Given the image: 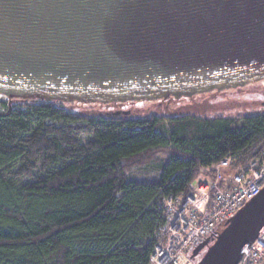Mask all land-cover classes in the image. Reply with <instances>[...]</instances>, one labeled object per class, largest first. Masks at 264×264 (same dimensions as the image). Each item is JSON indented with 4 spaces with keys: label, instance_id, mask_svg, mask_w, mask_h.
<instances>
[{
    "label": "trees",
    "instance_id": "16d2710c",
    "mask_svg": "<svg viewBox=\"0 0 264 264\" xmlns=\"http://www.w3.org/2000/svg\"><path fill=\"white\" fill-rule=\"evenodd\" d=\"M20 100L0 102V264H152L162 199L264 148V112L88 115Z\"/></svg>",
    "mask_w": 264,
    "mask_h": 264
},
{
    "label": "water",
    "instance_id": "95a60500",
    "mask_svg": "<svg viewBox=\"0 0 264 264\" xmlns=\"http://www.w3.org/2000/svg\"><path fill=\"white\" fill-rule=\"evenodd\" d=\"M263 80L264 0H0L10 100L106 105ZM263 226L264 187L192 258L208 247L197 264H238Z\"/></svg>",
    "mask_w": 264,
    "mask_h": 264
},
{
    "label": "built area",
    "instance_id": "2783aa9c",
    "mask_svg": "<svg viewBox=\"0 0 264 264\" xmlns=\"http://www.w3.org/2000/svg\"><path fill=\"white\" fill-rule=\"evenodd\" d=\"M264 187V148L240 171L230 169L228 159L214 166L212 177L197 176L184 196L170 194L161 201L165 222L151 255L152 264H194L190 255L206 238L216 239L221 226L257 196ZM264 263V226L257 238L242 250L238 264Z\"/></svg>",
    "mask_w": 264,
    "mask_h": 264
},
{
    "label": "rangeland",
    "instance_id": "374dc122",
    "mask_svg": "<svg viewBox=\"0 0 264 264\" xmlns=\"http://www.w3.org/2000/svg\"><path fill=\"white\" fill-rule=\"evenodd\" d=\"M6 101L9 104L18 106L25 103L20 99H8L0 94V102ZM33 104L32 101H30ZM69 110L88 115L115 114L120 110L121 116L129 117H148L156 114L163 118L180 115H198L203 117H235L239 118L245 115L264 112V80L250 82L242 87L226 89L223 91H210L201 95L191 97H181L179 99L171 97L165 100H151L143 102H117V103H82L69 102L64 103ZM0 111H3L0 106ZM160 158L167 156L166 152L159 153ZM136 170L138 167H133ZM226 228L221 226L222 231ZM213 241L210 243L212 244ZM208 247H205L193 259L197 264L206 253ZM193 251V250H192ZM192 251L190 253L192 257Z\"/></svg>",
    "mask_w": 264,
    "mask_h": 264
},
{
    "label": "flooded vegetation",
    "instance_id": "af4514ba",
    "mask_svg": "<svg viewBox=\"0 0 264 264\" xmlns=\"http://www.w3.org/2000/svg\"><path fill=\"white\" fill-rule=\"evenodd\" d=\"M118 112H120V110Z\"/></svg>",
    "mask_w": 264,
    "mask_h": 264
}]
</instances>
